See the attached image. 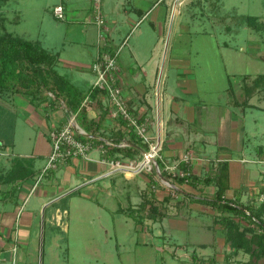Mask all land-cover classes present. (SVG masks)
<instances>
[{"label":"crops","instance_id":"1","mask_svg":"<svg viewBox=\"0 0 264 264\" xmlns=\"http://www.w3.org/2000/svg\"><path fill=\"white\" fill-rule=\"evenodd\" d=\"M63 1L66 15L70 9L75 8L71 6V3L77 2L80 9H83L77 14H83L87 20L90 18L95 22L93 0ZM171 1L186 5L191 0ZM102 2L103 14L110 22L107 9L110 11L111 0H102ZM112 2L116 10L121 4L129 3V6L123 7V18L124 24L130 27L133 22L139 23L150 16L158 0H112ZM85 5L87 7L82 8ZM240 16L242 17L243 14ZM257 16L264 22V16ZM241 17L239 18L242 22L244 21L246 27L250 26L260 36L258 48L261 51L253 52L251 55L257 59H264V32L257 30L244 17ZM90 23L88 21L84 28H79L82 39L75 40L76 48L66 47L65 43L56 49L45 46L59 54L55 65L57 71L83 92H87L96 80L92 63L104 48L103 42L99 39V30H95ZM114 26L107 25V38L112 45L121 46L118 56L120 68L118 75L132 112L147 120L148 136L159 142L162 161L174 163V161L182 160L185 155H189L198 180L195 181V185L187 182L180 183L179 190L182 194L179 192L174 198L163 184L156 183L155 175H152L154 181H150L146 168L141 171L111 168L102 150L97 146L98 154L93 153L94 147L87 157L72 156L43 174L36 187L32 189L52 152L49 132L62 124L68 114L63 104L52 105L47 101L35 103L29 96L20 92H2L0 93V112L6 111L9 115L13 114L10 137L0 136V153L4 151L10 154L8 165L0 168V193H2L0 195V258L7 264L9 258L13 256L14 246L18 249V264L25 259V254L20 252L18 255V251L22 250V246L30 244L39 212L43 210L46 215V211H49L46 219L50 223H63L69 211L61 205L62 200L68 196L82 197L83 188L89 190L90 197L99 198L98 196L102 195V198L112 201L108 207L114 214L112 217L114 225L120 214L124 215V220L127 215L135 219L128 212L131 210L138 216H142L141 221L137 222L135 219L137 225L141 228L145 227L150 232L157 225L162 227L161 222L172 206L176 207L181 201L188 200L191 206L213 214L211 226L217 232L218 238H215L213 242L216 245L214 252L206 257L215 256L219 259L220 246L224 245L228 248L222 227L216 222V215L220 212L200 200L203 197L211 198L215 193L217 186L209 176L219 169H226L229 175L226 195L233 197L237 191H240L242 202H247L253 196V189L261 186V191L264 185L262 182L264 180V126H256L260 123L261 116L252 115L256 127L247 126L250 110L255 109L264 113V78L260 80V83L254 84V79L264 72L242 73L237 81L232 79L224 86L222 99L206 101L209 99L200 96L199 88L194 86L196 77L189 76L191 68L183 67L180 63H174L178 83V89L175 90L172 81L175 73L171 66L166 67L165 63L161 62L162 37L155 39L153 44L149 45V53L145 47L141 48V45L126 49L124 41L129 34L116 38L113 33ZM124 48L126 50L123 51ZM86 107L89 118H102L101 130L108 133L119 128L120 122L113 116V105L106 95L93 96V101L87 103ZM247 161H253L258 165L255 168H248L245 164ZM24 165L27 172L35 171L33 176L24 180L17 177L9 179L12 170L18 167L22 171ZM98 179H102L103 184L97 185ZM31 192L38 193V199L41 200L39 208L36 206L29 208L19 204V201L22 198L26 200L28 196L25 195ZM127 208L130 209L127 210ZM209 243L210 241H201L197 244L206 246ZM191 264H194L193 257Z\"/></svg>","mask_w":264,"mask_h":264},{"label":"rangeland","instance_id":"2","mask_svg":"<svg viewBox=\"0 0 264 264\" xmlns=\"http://www.w3.org/2000/svg\"><path fill=\"white\" fill-rule=\"evenodd\" d=\"M63 2L0 0V33L4 31L1 24L3 21L7 30L39 40L44 46L56 49L65 43L66 47L76 48L75 40L82 39L79 28H84L88 21L95 30H100L99 25L90 18L87 20L83 14H77L83 10L77 2L71 3L75 8L70 9L65 18L56 17L54 7ZM171 2L158 0L150 16L140 21V24L136 21V24L133 22L128 27L124 24L123 7L129 6V3L121 4L116 10L111 0V12L107 9L110 17L107 25H115L113 33L116 38L129 34L124 41L126 49L141 45L149 53V45L162 37L161 62L166 67L171 66L174 71L172 81L175 90L178 89V83L174 63H180L183 67L191 68L189 76L196 77L194 86L199 88L200 96L209 99L206 101L222 99L224 86L232 79L237 81L242 73L264 72V59L251 55L261 51L258 48L260 36L250 26L246 27L239 18L242 14L264 16V0H191L186 5L177 1H173V4ZM86 7L87 5L82 8ZM254 114L261 116L260 123L256 126H264V113L255 109L248 112L247 126L256 127L252 120ZM12 115L6 111L0 112V136L10 137ZM78 126L84 128L79 119ZM93 153L98 154L99 149L95 147ZM9 155L4 151L0 153V168L8 165ZM123 159L127 163L130 158ZM167 162L177 165L175 171L182 169L181 160ZM245 164L248 168L258 165L253 161ZM154 167L156 165L152 163L151 167L147 166L146 171H151L157 178L156 183L163 184L172 197L176 198L180 192V182H177L174 174L169 179H163ZM102 179H98L96 184H103ZM260 188L261 186L253 189V197L261 199ZM81 192L82 197L68 196L62 200L61 205L68 209L69 214L65 215L61 224L50 223L46 219L49 211H46V215L43 210L39 212L30 244L22 246V250L18 251V255L23 252L26 256L20 261L21 264H191L192 252L206 257L215 250L216 245L213 242L218 235L211 226L213 214L191 206L188 200L181 201L180 205L175 203L177 206H172L163 222L160 221L162 227L157 225L150 232L145 227H139L135 219L128 215L124 220L123 214H120L114 225V214L108 207L112 201L102 198V195L99 198L90 197L86 188ZM25 196H28L27 199L22 198L19 204L29 208L40 207L41 200L38 199L37 192L27 193ZM128 212L131 213V210ZM201 241L210 243L206 246L198 245ZM227 249H230L229 246H220L221 254L216 264H225ZM249 260L250 254L240 251L231 264H264V257L257 260V263L255 258ZM10 262L11 258L8 264Z\"/></svg>","mask_w":264,"mask_h":264},{"label":"trees","instance_id":"3","mask_svg":"<svg viewBox=\"0 0 264 264\" xmlns=\"http://www.w3.org/2000/svg\"><path fill=\"white\" fill-rule=\"evenodd\" d=\"M243 17L250 25L264 32V22L259 20L257 15H243ZM1 24L4 31L0 33V93L20 92L29 96L35 103L47 101L52 105L63 104L68 116L78 112V119L88 132L85 138H91L96 143L104 144L107 148V157L124 156L136 159L143 157V152L149 149V144L127 123V120L118 117L119 128L106 133L101 130L102 118L88 117L87 107L83 105V101L88 94L92 97L97 96L99 93L97 88L92 86L87 92H83L55 68L59 58L57 52L46 48L39 40L29 39L7 30L5 22L1 21ZM262 78L264 74H259L254 79V84L260 83ZM139 119L143 117L139 116ZM106 139H110L113 144L106 143ZM122 141H126L127 144L122 145ZM129 141L134 144H128ZM181 161L183 175L168 172L165 169V163L158 159L161 169L160 176L169 179L174 174L177 182L195 185L198 176L193 171L192 163ZM25 169V165L22 171L16 167L9 175V179L17 177L24 180L34 175V170L27 172ZM154 170L156 171V167ZM148 174L150 181L153 182V173L148 171ZM209 178H212L217 186L215 193L211 198L203 197L200 200L220 212L216 215V222L221 225L226 244L230 248L225 253V264H231L232 259L240 251L249 253V261L255 258V263H257V260L264 257V199L252 196L247 202H242L240 191H237L233 197H227L229 175L224 168L213 172ZM263 192L264 185L260 195ZM130 214L137 222L142 220V216L134 212ZM192 257L194 264H216L218 262L215 256L205 259L196 252ZM0 264L7 263L0 259Z\"/></svg>","mask_w":264,"mask_h":264},{"label":"built area","instance_id":"4","mask_svg":"<svg viewBox=\"0 0 264 264\" xmlns=\"http://www.w3.org/2000/svg\"><path fill=\"white\" fill-rule=\"evenodd\" d=\"M54 14L58 18H65L66 13L64 4H57L54 7ZM93 15L95 22H97L100 28L99 39L103 42L104 46L103 50L100 51L92 63V68L96 73V80L93 83V87L99 90L98 95L104 94L112 102L113 116L117 119L118 117H122L127 120V123L134 128L145 142L149 144V149L144 150L141 159L129 157L130 159L127 163L123 159L124 156L109 158L106 156L107 148L104 144H97L93 139L85 138L88 133L84 128L78 126V112L71 113L62 124L50 130L49 137L52 142V152L41 175L33 184L32 189L36 187L42 175L47 173L51 168H55L59 163L66 161L72 156L87 157L90 150L97 146L102 150L105 159L111 168H123L127 170L135 169V171H141L142 169L147 168V166L151 167L152 163H154L159 171L158 173H161L158 159L162 160L163 156L160 153L159 142L157 140H152L148 136L147 120L139 119V116L132 112L124 94V87L120 82L118 75L120 69L118 56L121 46L112 45L107 38V20L103 14L102 0H93ZM92 101L93 97L88 94L83 101V105ZM106 143L113 144L110 139H106ZM121 144L125 145L127 142L122 141ZM182 160L190 162L189 155H185ZM164 163L165 169L168 172H173L174 174L180 173L181 175L184 174V171L180 168H178V171H175L177 165H172L167 162ZM261 199H264V192L262 193ZM13 250L14 253L10 264H18L17 246H14Z\"/></svg>","mask_w":264,"mask_h":264},{"label":"water","instance_id":"5","mask_svg":"<svg viewBox=\"0 0 264 264\" xmlns=\"http://www.w3.org/2000/svg\"><path fill=\"white\" fill-rule=\"evenodd\" d=\"M128 144H134V142L129 141Z\"/></svg>","mask_w":264,"mask_h":264}]
</instances>
